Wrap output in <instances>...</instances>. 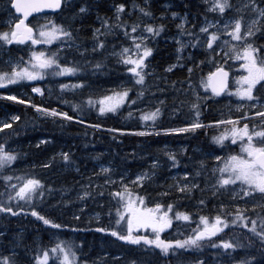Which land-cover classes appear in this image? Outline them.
<instances>
[{
  "label": "snow or ice",
  "instance_id": "1",
  "mask_svg": "<svg viewBox=\"0 0 264 264\" xmlns=\"http://www.w3.org/2000/svg\"><path fill=\"white\" fill-rule=\"evenodd\" d=\"M0 2L4 3L12 17L5 21L7 30L0 31V88L20 85L25 81H42L45 77H75V83L58 84L60 93L56 95L62 104L68 103L63 99L64 91L77 90L82 94L87 91L86 103L81 101L70 105L75 115L55 107H44L42 103H33L30 98L23 99L17 95H7V100L30 106L36 116L45 120L51 118L61 125L65 121L85 124L81 113L93 108L105 117L119 114L125 105L135 106L133 111L139 113L138 129L110 128L107 131L132 132L141 137L171 136L195 133L206 127L200 116L210 90L213 97L223 99L226 95L230 103H234L236 112L232 115L230 109L226 119L211 122L224 127L223 132L212 137V143L219 146L221 152L239 143V153L225 157L214 155V149L208 153L220 162L211 168V181L200 179L208 175L205 161L190 157L195 165L193 170L183 171L182 177L177 176L173 184L157 194L168 199H148L146 202V195H141L136 189L144 191L153 181L157 169L161 167L156 156L145 153L148 167L131 175L119 170L114 161L98 163L86 174L87 169L81 171L75 166L70 152L62 151L33 162L30 172H22L16 166L22 153L10 147L11 136L5 134L0 140L2 218L31 216L34 223H41L47 228L84 231L68 223L57 222L41 209L48 207L55 212L72 206L77 208L73 219L79 220L90 201L97 204L101 212L105 208L103 202L107 201L108 226L89 230L110 235L134 249V254L110 256L111 264H264V0H205L209 6L204 18L199 25L191 27H185L188 21L172 12L171 16L180 20L176 25L177 35L173 37L175 63L163 69L164 76L151 71L150 58L154 52L151 45L164 33L165 25L155 23L157 18L146 7L149 0H143L145 6L133 4V8L127 11L124 3L114 4L111 17L97 15L99 26L90 25L87 28L84 18L93 12L91 0ZM43 9L63 14L61 22L49 19L45 24L33 26L25 22L33 13ZM15 13L20 15L15 16ZM207 13L218 15L209 20ZM132 15L137 18L129 22ZM89 30L91 36L86 37L84 34ZM29 42L32 47L27 60L24 56L11 55L12 49L8 46H27ZM54 42V49L35 50L36 45H53ZM188 48L204 49L205 57L215 65V70L210 71L206 78H201L198 84L194 80V70L204 61L197 63L192 56L186 59L183 52ZM219 60L224 63H219ZM228 60L238 62L240 74L234 82L229 75L232 66L225 68ZM112 61L115 63L110 67ZM120 67L123 73L117 72ZM177 68H186L188 75L182 81L172 82L174 96L169 103L166 74ZM105 73L115 78L94 99L93 93L97 89L93 88L92 77L99 78ZM159 81H165L163 87ZM31 92L41 97L45 94L41 87H32ZM47 92L49 96L53 95L52 88ZM232 97L236 98L235 101ZM215 102L219 103L218 100ZM185 108L190 118L181 121V126L163 127L160 124L166 111L179 119ZM132 116L130 111L128 117ZM18 121L23 123L20 115L0 120V134L10 129L19 135L20 129L13 128V123ZM248 121L252 122L251 125ZM90 127L96 131L101 130L103 125L94 123ZM229 140L231 145L225 143ZM51 142L47 138L41 139L36 147ZM163 155L171 168H178L180 160L177 153L166 150ZM125 159L135 160L137 154L131 153ZM61 162L63 168L74 169L79 179L74 176L70 185L57 187L54 182L35 174L37 168L46 174ZM96 168L99 170L96 171ZM187 168L188 165H185ZM17 172L21 174L17 175ZM209 194L215 201L213 208L217 214L211 218L199 215L195 228L181 232V227H189L193 215L188 211H179V202L195 200L193 206L203 211L208 205ZM174 221L177 222V236L162 238V233L174 227ZM180 222L188 223L181 225ZM237 229L239 236L222 238L225 233H234ZM181 235L183 238H178ZM23 239L20 233L11 236L7 230H0V242H3L0 247L11 245L9 255H0V264H49L50 260L52 264H89L83 247L73 241L57 239L50 249L37 246L33 250L27 245L20 247ZM206 252L209 255H205ZM104 255L109 257L108 253ZM98 260H92L91 264H98ZM103 264H108V259Z\"/></svg>",
  "mask_w": 264,
  "mask_h": 264
},
{
  "label": "rangeland",
  "instance_id": "2",
  "mask_svg": "<svg viewBox=\"0 0 264 264\" xmlns=\"http://www.w3.org/2000/svg\"><path fill=\"white\" fill-rule=\"evenodd\" d=\"M96 1H98L99 4L94 5L93 12L89 15V16L93 15L91 19L93 21V24L88 22V26L90 25L99 26L98 23L96 22V16L100 15V16L111 17L113 14L112 6L114 4L121 3L118 0H93V2H96ZM151 1L152 0H149V3L146 7L157 18L155 23L156 24L163 23L165 25L164 33H162L159 37L156 38L153 45L158 46L159 44H161L163 47H166L167 49V50L166 49L163 50L162 57L165 61L163 66L158 61H153L152 63L150 60L151 71L155 72L157 75L164 76L165 73L163 72V69L168 64L175 63V54H174L175 42L173 40V37L177 35L178 30H177L176 25L180 22L178 18L174 19L171 16V13L176 12L178 14V17H184L188 21L185 27H191L193 24L199 25L205 15L196 14L194 12L191 13V12L182 11V10L180 11L179 9L181 6L179 3V0H153L154 2L153 5L150 3ZM196 1L202 4V6H204V11L206 12V8L209 5L205 3V0H196ZM133 4L145 6L143 1L139 2V1L131 0L128 4H125L126 11L128 9H132ZM103 7L105 8V11L102 10ZM13 13H14V10H13ZM209 14L210 15L207 16L209 20H212L215 16L218 15L217 13H209ZM15 16H19V15L15 13ZM62 16L63 14L57 15L56 13H52V14L47 13V14L34 16L29 21H26V23H28L29 26H33L37 24H45L46 21L49 19L54 20L57 23H59L58 21L61 20ZM161 16L164 17L163 20L160 19ZM10 18L12 17L7 13L4 3L0 2V31L7 30L5 21L9 20ZM136 18H137L136 15H132L130 19L128 16H125V19H129V22H131V20H135ZM84 24H85L84 26H87L86 22H84ZM90 36H91V32H90V35L87 37H90ZM8 47L12 49L11 55L13 57L24 56L25 60H27L28 59L27 54L29 52V49L32 46L30 45V42H29L27 46L26 45H12ZM43 48L54 49L55 42L53 43V45H36L35 46V50L37 51L42 50ZM14 51H18V53ZM224 51H226V49ZM203 53H204V49H193V48H188L186 51L183 52V56L186 59L192 56L195 58L197 63H199L200 61H204V63H201L200 66L194 70L195 71L194 80L197 84L199 83L201 78H206L208 73L210 71H213V69H215V65L211 63L210 60L206 58ZM221 55H223V52H221ZM212 59H217V58L212 57ZM190 62L191 61H189V63ZM218 62L221 64L224 63L223 60H219ZM229 65L232 66L231 71H230V78H231V81L234 82L235 77L240 74V70L238 68V62L228 60L227 64H225V68L227 69ZM174 71H176L175 76H172L170 73L166 74V82L169 88V95H168L169 103L172 101L173 96H174V93L172 91V82L182 81L188 75L186 68H177V69H174L173 72ZM70 82L75 83L76 78L75 77H58V78L45 77V79L42 81H25V82H22V84L20 85H7L4 88H0L1 90L4 89L8 92V94L0 93V97L5 98L7 95H17V96H21L22 98L23 97H27L28 99L30 98L31 100L37 99L40 103L48 104L49 99H53V100L57 99L56 94L60 93L58 84L59 83H70ZM110 82L111 80L110 81H106V80L98 81L97 79L93 80V88L97 89V91L93 93L94 99L98 98L99 95L103 93V90L110 86ZM158 83H160L161 86L163 87L165 84V81H159ZM32 87H41L42 89H44L45 90L44 96L41 97L37 93H32L31 92ZM233 87H234V83H233ZM49 88L53 89L52 96L48 95L47 89ZM201 91H203V89H201ZM75 93H77V100H73V101L77 102L78 100H82L83 102L86 103L87 91H85V93L82 94L80 91H77V90H66L62 93V96L64 95L68 96L71 94L72 98H75L74 97ZM130 95H132V93H130ZM161 98L163 99V97ZM181 99H183V97H181ZM235 99H236L235 97H232V101H235ZM217 100L219 101V103L215 102ZM207 103L210 104V111L207 112L206 109L204 108L201 114H208L214 117H219L220 119H226L229 116L230 109H231V114L236 115L235 105L234 103H230L229 98L226 95L224 96L223 99H221L220 97H213L209 90ZM73 104H77V103H73ZM125 106H126L125 108L126 117L129 118L128 113L132 111L133 116L132 118H129V119L138 120L139 113L133 111V108L135 106L133 107H129L127 105ZM140 107H143V106L141 105ZM66 112L73 113L71 107H69V109ZM86 112L94 113L100 118H103L98 114L95 108H93L91 111H86ZM11 115H14V114L9 111H5L4 115L0 118V120L10 118ZM38 118L41 119L42 117H38ZM164 118H166L170 124L176 125L173 127H177V126H181V121L185 119H189L190 114L188 112V109L185 108L184 112L181 113L180 118L177 119L176 117L172 116L169 112L166 111L164 113L163 119L160 121V124L164 122ZM200 120L202 121V117H200ZM168 122H165V123H168ZM248 123L251 125L252 122H248ZM83 125L90 126V124H87V123ZM208 126L211 128L210 137L208 140L209 145H203L201 143L190 144L189 142H186V140H181L180 138H178V135H171V136L152 135L150 137H145L144 142H140L138 145H136L135 148L130 150V153L137 154V159H135L134 167H127L124 163L120 162L119 160L116 161L113 157L105 155L104 151L99 148H88L84 150V152L79 153L76 156V159H74L73 161L75 162V166L79 167L81 171H84L85 169H87L88 172H86V174H89L91 170L93 169L94 165H97L98 163H106L108 161H114L116 165L118 166L119 170H123L126 175H131V174L140 172L142 170H145L148 167V161L145 157V153H149L153 156H156L159 158L160 163H161V167L157 169L156 176L154 177L153 181L146 186V189L144 191H141L140 189H136V191L140 192L141 195H146V202L148 199H152V200L159 199L161 201H164L168 198L158 197L157 194L160 192H163L169 185L173 184L177 176L182 177L183 171L193 170L195 165L193 164V161L189 159L190 157L194 158V160H197V161L200 159H203L205 161V163L208 165V175L202 176L200 179L201 180L208 179L209 181H211V168L213 166L218 165L220 162L215 161L212 157L208 155V153L210 151H213V149L215 150L214 155H221L222 157H225L229 154L239 153V143H237L236 145H231L230 140L226 141L225 143L231 146L225 148L223 152H221L219 149V146L214 145L212 143V137L215 135H219L221 132H223L224 127L221 125H215V124H210ZM138 127H140V125ZM205 128H207V125ZM130 133L133 134L132 132ZM41 139H44V138H36L33 144L37 145L38 141ZM12 149H16V148L13 147ZM68 150H69V147L66 144L58 143L55 145V149L50 153V157L53 155V153H59L62 151L68 152ZM166 150L173 151L178 154V159L180 160L178 168L170 167V162H168L167 157L163 155L164 151ZM72 151L73 150H71V152ZM93 157H96L97 159H93ZM57 159L59 161L60 158L58 157ZM78 159H81V161H78ZM31 164L32 163L18 164V167L25 166L26 168L30 166ZM185 165H188L187 169H185ZM98 170L99 169L96 168V171ZM66 174L69 175L68 181L70 183L74 176L76 179H79V177L76 176L74 169L63 168L62 162L59 163L57 167L50 169L44 176H39V178L41 179L43 178L46 180H56ZM197 195L199 194L197 193ZM207 199L209 200V202H208L207 207L204 208L203 211H200L199 209L193 206L195 205V200H191V201L181 200L179 202L181 204V207L178 209L179 211H188L192 213L193 215V221L190 223L189 227L187 228L181 227L180 229L181 232H188V231H191L192 228H195L197 226L199 215H208L211 218L217 214V210L213 208V204L215 203V201L211 199L210 194L207 197ZM223 199L226 200L227 198L223 197ZM95 205L97 204L90 201L88 203L87 208H85L84 213L80 216V217H84L86 222H96V221L97 223L100 222V219H101L100 213L95 208H93ZM148 206H151V205L149 204ZM74 212H77V208H74L72 206H69L68 208L65 209V214L72 219H73ZM176 223L177 222L174 221V227L172 229L167 230L166 233H162L161 235H165L169 239H171L172 237H176L177 236V232L175 228ZM186 223L188 222H180L181 225H184ZM237 232L238 233L240 232L239 229H237L234 233H226L225 239H227L229 235H235V233ZM58 235L59 233L56 232L55 237H57ZM178 238H183V236L181 235ZM10 247L11 245L4 244V246L1 247V250H8ZM105 249L106 247L104 245L99 246L98 247V250L100 252L99 254L91 253L90 255H87L89 259V264H91L92 260H96L97 258H99L98 264H103V261L105 259H110L109 257H105L104 254L107 253ZM49 264H52L51 260L49 261Z\"/></svg>",
  "mask_w": 264,
  "mask_h": 264
},
{
  "label": "trees",
  "instance_id": "3",
  "mask_svg": "<svg viewBox=\"0 0 264 264\" xmlns=\"http://www.w3.org/2000/svg\"><path fill=\"white\" fill-rule=\"evenodd\" d=\"M121 3L128 4L131 0H118ZM141 2L142 0H135ZM91 2L94 5H98L99 2ZM152 5L154 4L153 0L150 2ZM181 10L187 11L196 14H206L204 11V6L200 4L196 0H179ZM105 11V8H102ZM210 15L207 13V16ZM93 15L87 16L84 20L86 22L85 28L88 27V22L93 24L91 20ZM58 22H61L59 20ZM85 25V24H84ZM86 37L90 35V30L84 34ZM154 47L153 56L150 58L151 62L158 61L162 66L165 61L162 57L163 50L166 47H163L161 44L152 45ZM167 50V49H166ZM18 53V51H14ZM112 61L110 63L114 64ZM117 72L123 73L124 70L122 67L117 68ZM179 72V71H178ZM172 76H175L176 71L170 73ZM115 77L109 76L108 73L101 75L99 78L92 77V79L106 80L110 81ZM0 93L8 94L6 90H1ZM22 98L21 96H19ZM75 98H72V95L63 96V99L68 101L67 104H62L60 100L57 99H49L48 104H43L44 107H55L58 110L67 111L71 104L80 103L82 100H78L77 102L73 100H77V93L74 95ZM23 99H28L27 97H23ZM33 103L40 102L37 99H32ZM126 106H123L121 112L117 115L109 114L103 118L95 115L94 113L84 112L82 113V118L86 121L87 124L100 123L103 125L101 130L93 131L90 126L82 125L77 122H64L63 125L59 123L53 122L51 118L45 120L44 118H38L34 114V109L30 106H25L19 104L14 101H9L4 97H0V118L4 115L5 111H9L14 115H20L23 123L15 122L13 123V128H19V135H15L12 133L10 129H5L4 134H0V140L8 134L11 136L9 139V145L11 148H16L14 150L21 152V159L19 164H27L38 162L40 160H44L50 157V153L55 149V145L58 143H64L69 147L68 152L71 153L72 160L76 159V156L79 153L84 152V150L88 148H99L104 151L105 155L113 157L116 161L124 163L127 167H134L135 160H126L130 153V150L135 148L140 142L145 141V137L137 136L131 134L130 132L121 133H111L107 131L110 128H122V129H138L140 123L137 119H129L125 114ZM207 112L210 111V104L207 103L205 106ZM70 115H75V113L69 112ZM202 122L205 124H211L212 121L219 120V117H214L208 114H201ZM168 122L166 118H164V122L161 123L163 127H173L176 126L174 124L165 123ZM251 122V121H248ZM211 128L207 127L203 130L198 129L195 133H187V134H179L178 138L181 140H186V142L192 143H201L203 145H209L208 140L210 137ZM87 133V135H85ZM162 137V136H160ZM36 138H47L52 142L46 145H41L39 148L36 147L33 143ZM18 147V148H17ZM71 150H73L71 152ZM81 161V159H78ZM18 167V165H16ZM22 172H30V166L26 167H18ZM49 171V170H48ZM47 171V172H48ZM21 172H17V175H20ZM35 174L39 176H44L45 171L37 168L35 170ZM43 179V178H42ZM69 175H63L61 178L56 180H47L49 182H54L57 187L62 185H70L71 183L68 181ZM105 204V208L103 212L101 209L95 205V208L101 216L100 222H86L84 217H80L79 220H74L65 214V209L58 210L53 212L52 209L48 207H44L41 210L43 213L61 223H68L71 227H75L78 229H85L84 231H71L69 229L55 230L51 228H47L43 226L41 223H34V218L28 216L25 218L23 215H19L17 217H8L7 219L2 218V214H0V230H7L11 236H15L17 233H20L23 236V244L20 245L23 248L25 245L35 250L37 246L41 249L49 248L52 246V242L57 239L73 241L77 246L83 247V252L86 255H90L91 253L99 254L98 247L105 246L106 252L110 256L119 255L121 253L125 254H134V249L130 246L124 244L111 237L110 235H104L101 233H97L95 231L89 229H95L96 227L108 226V214H107V201L103 202ZM56 232L59 233L57 237H55ZM226 233L222 238H225ZM235 235L239 236L240 232L235 233ZM162 238L169 239L165 235H162ZM174 238V237H172ZM3 243V242H0ZM102 253V252H101ZM0 255H9L8 250H1L0 247ZM78 253V257H79ZM205 255H209L208 252ZM109 264H111V260L108 259Z\"/></svg>",
  "mask_w": 264,
  "mask_h": 264
},
{
  "label": "water",
  "instance_id": "4",
  "mask_svg": "<svg viewBox=\"0 0 264 264\" xmlns=\"http://www.w3.org/2000/svg\"><path fill=\"white\" fill-rule=\"evenodd\" d=\"M58 11V10H57ZM47 13H54L52 10H50V9H43L41 12H39V13H33L31 16H29L28 17V19L26 20V21H29L32 17H34V16H37V15H39V14H47ZM18 14V13H17ZM18 15H20V14H18ZM25 21V22H26ZM229 75H230V73H229Z\"/></svg>",
  "mask_w": 264,
  "mask_h": 264
},
{
  "label": "bare ground",
  "instance_id": "5",
  "mask_svg": "<svg viewBox=\"0 0 264 264\" xmlns=\"http://www.w3.org/2000/svg\"><path fill=\"white\" fill-rule=\"evenodd\" d=\"M143 1V0H142ZM180 11H181V7H180V9H179ZM39 15H42V14H39ZM215 69H213V71H214ZM211 124H213V123H211ZM207 125V127H209L208 125H210V124H206ZM5 249V248H4Z\"/></svg>",
  "mask_w": 264,
  "mask_h": 264
}]
</instances>
